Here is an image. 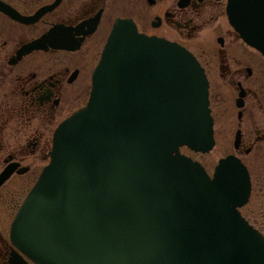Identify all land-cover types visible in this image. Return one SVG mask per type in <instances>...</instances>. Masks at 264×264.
<instances>
[{
  "label": "water",
  "instance_id": "obj_1",
  "mask_svg": "<svg viewBox=\"0 0 264 264\" xmlns=\"http://www.w3.org/2000/svg\"><path fill=\"white\" fill-rule=\"evenodd\" d=\"M206 87L184 48L117 21L86 106L56 129L11 223L14 245L36 264H264V237L237 210L245 167L228 156L210 179L179 153L213 147Z\"/></svg>",
  "mask_w": 264,
  "mask_h": 264
},
{
  "label": "flooded vegetation",
  "instance_id": "obj_2",
  "mask_svg": "<svg viewBox=\"0 0 264 264\" xmlns=\"http://www.w3.org/2000/svg\"><path fill=\"white\" fill-rule=\"evenodd\" d=\"M121 20L196 58L214 144H226L245 165V207L255 192L257 224L264 223V0H0V175L12 170L0 183V215L13 206L6 233L0 230V264H35L12 243L11 222L48 162L55 129L86 104ZM242 36H256L262 50ZM16 179L32 180L20 198L5 189Z\"/></svg>",
  "mask_w": 264,
  "mask_h": 264
},
{
  "label": "rangeland",
  "instance_id": "obj_3",
  "mask_svg": "<svg viewBox=\"0 0 264 264\" xmlns=\"http://www.w3.org/2000/svg\"><path fill=\"white\" fill-rule=\"evenodd\" d=\"M181 153L189 157H192L194 160H197L200 163H202L207 169V171L210 173L212 172V169L214 165L216 164L217 160L220 157H223L226 154H228V150L226 148V144H216L214 148L206 155L195 154L183 148L181 149ZM229 153H233V155H235L233 150H231V152ZM19 180L20 179L14 180V184L16 183L17 184L16 185H14L13 183L9 184L5 189L12 190L13 192L17 190V194L19 195V198H20V195L26 193L27 187L30 186L31 184L30 182L32 180L29 181L27 179H23L22 181L18 182ZM5 194H8V193H5ZM252 197H253V202L248 207L243 206L241 208V214L244 217H247L249 219L248 221L252 226H254L256 229L257 228L260 229L264 233V223H260V225L257 224V212L259 213V210L256 207L255 192H253ZM7 199H9V197ZM12 210H13V206H11V204L9 203L7 207V214L5 213L6 212L5 211L4 212L5 214L3 213L2 215H0V222H2L1 219H3V223L2 224L0 223V230L2 229L3 233H6V224H7L8 219L10 218L8 213L12 212Z\"/></svg>",
  "mask_w": 264,
  "mask_h": 264
}]
</instances>
